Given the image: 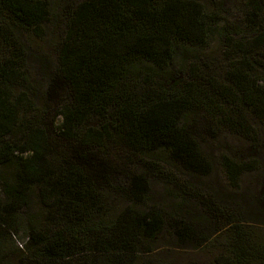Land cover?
Here are the masks:
<instances>
[{
	"label": "trees",
	"instance_id": "16d2710c",
	"mask_svg": "<svg viewBox=\"0 0 264 264\" xmlns=\"http://www.w3.org/2000/svg\"><path fill=\"white\" fill-rule=\"evenodd\" d=\"M49 1L0 0V264H169L139 259L161 232L215 253L208 264H264V231L177 175L206 174L203 137L226 130L251 142L248 117L264 125V78L249 57L264 31L237 41L222 24L220 77L192 63L177 79L166 75L175 54L204 45L220 17L197 0H79L64 10L55 67L37 94L12 28L41 36ZM91 117L102 121L86 127ZM218 165L234 189L252 171L229 157ZM149 180L175 190L176 204L150 205Z\"/></svg>",
	"mask_w": 264,
	"mask_h": 264
},
{
	"label": "rangeland",
	"instance_id": "374dc122",
	"mask_svg": "<svg viewBox=\"0 0 264 264\" xmlns=\"http://www.w3.org/2000/svg\"><path fill=\"white\" fill-rule=\"evenodd\" d=\"M79 0H50L48 5V20L40 25V35L22 30L18 27L12 28L14 37L17 38L23 52V67L25 68L29 80L33 83L38 93L41 92L46 84L47 78L54 70L56 63L57 40L62 35L65 24L64 10L70 8ZM206 13H215L221 21H213L210 28H215L213 34L204 45L198 47L184 48L176 59L172 61L174 68L166 75L179 79L185 69L192 63H204L208 66V73L215 74L218 78L225 67L227 59L223 56L224 47L219 36V29L222 26L227 27L226 33H231L234 40L252 39L260 31H264V7L260 6V13L257 17L251 18L254 22L247 21V12L250 13L248 5L257 0H197ZM246 12V14H244ZM214 20V19H213ZM0 22L6 24V20L0 16ZM249 57L255 63L256 73L264 78V46L261 49H252ZM142 73H155L148 65L140 64ZM177 69L181 72L178 73ZM157 75L162 76L161 72ZM17 91V89H16ZM15 91V92H16ZM249 124L254 130V140L245 141L228 131H220V134L213 139L203 137L199 142L201 153L207 158L209 168L205 175L193 178L178 174L180 182L188 183L195 187L204 195H211L222 205H230L244 224H251L264 231V125L251 117H248ZM102 121L101 118L91 117L86 127H96ZM221 157H229L235 163L249 164L252 171L244 172L240 175L236 188H230L226 185L223 175L220 173L218 162ZM131 168H135L132 166ZM148 202L150 205L168 209L176 204L175 195L178 193L163 182L149 180L148 182ZM1 190V189H0ZM111 199V202H113ZM123 201V200H122ZM119 202V201H118ZM124 202V201H123ZM114 203V202H113ZM120 202L117 206L127 204ZM189 208L184 209L190 216L195 215L193 208L196 205L192 201H187ZM139 210V207L136 208ZM16 220L18 218L16 217ZM15 220L14 227L17 233L22 235V224ZM20 223V224H19ZM20 237V236H19ZM150 253L139 255L140 258H149L150 260H164L169 264H208L215 256V253H206L200 249L191 248L186 244L180 248L168 232H161L153 236L152 239L143 241Z\"/></svg>",
	"mask_w": 264,
	"mask_h": 264
}]
</instances>
